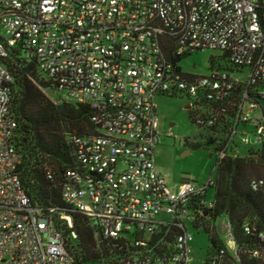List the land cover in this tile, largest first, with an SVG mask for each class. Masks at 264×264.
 Here are the masks:
<instances>
[{"label": "built area", "instance_id": "built-area-1", "mask_svg": "<svg viewBox=\"0 0 264 264\" xmlns=\"http://www.w3.org/2000/svg\"><path fill=\"white\" fill-rule=\"evenodd\" d=\"M205 49L220 52L234 69L214 66L198 75L181 68L183 57ZM16 52L49 82L48 97L61 94L49 97L53 102L90 110L93 132L68 136L75 166L62 185L66 204L106 240L160 236L175 227V255L126 264H187L193 237L184 219L195 222L203 211L188 206L213 182L168 188L153 158L162 140L154 99L186 96L218 159L239 156L242 147L264 148V0H0V264H74L58 224L32 204L18 174L14 79L3 63ZM59 218L72 228L69 215ZM228 238L210 264L235 256L230 227Z\"/></svg>", "mask_w": 264, "mask_h": 264}, {"label": "trees", "instance_id": "trees-1", "mask_svg": "<svg viewBox=\"0 0 264 264\" xmlns=\"http://www.w3.org/2000/svg\"><path fill=\"white\" fill-rule=\"evenodd\" d=\"M171 50V47L167 48V52ZM221 59L225 62L224 69H234L228 66L225 56ZM3 63L14 79L10 110L18 122L16 146L22 154L18 167L22 187L32 204L43 208L44 213L51 215L58 224L74 264H126L128 261L153 260L157 256L168 259L175 255V237L180 232L175 227L166 229L160 236L145 237L134 233L126 238L106 240L84 215L74 212L66 204L61 194L62 185L67 170L75 166L74 146L68 136L93 132L90 110L83 104L55 103L48 98L43 88L49 87V82L35 63L24 61L21 53L10 54ZM210 63L211 67L222 68L213 57ZM215 108H228L226 113L230 115L234 109L228 104L226 107L217 104ZM195 115L191 109L193 123ZM204 142L212 145L215 140L207 137ZM215 171L216 179L210 186L214 188L212 207H202L205 195L194 197L188 206L196 213L203 210L194 225L201 226L208 237L205 264H210L211 259L225 249L215 231V221L220 216L227 218L236 245L235 256L226 254L224 264H264V238L259 237L264 234V148L217 159ZM259 181L262 184L254 189L253 185ZM61 213L71 217V229L65 220H60ZM245 225L251 228L249 234L244 230ZM71 232L76 238L70 236ZM136 241H143L145 246L135 245ZM256 251L259 255L253 257L252 253Z\"/></svg>", "mask_w": 264, "mask_h": 264}, {"label": "rangeland", "instance_id": "rangeland-1", "mask_svg": "<svg viewBox=\"0 0 264 264\" xmlns=\"http://www.w3.org/2000/svg\"><path fill=\"white\" fill-rule=\"evenodd\" d=\"M221 56L220 52L208 49L195 51L183 57L180 60V66L184 71L208 75L211 72V57L222 67L225 66ZM233 76L244 77L245 72L244 74L236 72ZM48 94L52 99L61 97L60 93L53 90L49 91ZM46 96L48 97V95ZM154 102L160 120L162 140L160 145L155 148L153 158L155 167L164 177L168 188L171 191H176L187 183L203 187L209 180L215 181V163L219 155L213 145L205 144L204 131L191 120V109H186L187 106L191 105V101L183 95H158ZM246 150L248 147H242L240 153ZM186 151L189 154L183 155ZM205 197L206 202L213 201V187L207 189ZM160 219L169 220L170 216L161 214ZM184 225L187 232L193 237L190 243L191 254L187 264H205L209 248L207 234L201 226L196 227L192 221L184 219ZM228 229L227 218L225 216L218 217L215 221V231L225 246L228 245L227 242L229 241Z\"/></svg>", "mask_w": 264, "mask_h": 264}, {"label": "water", "instance_id": "water-1", "mask_svg": "<svg viewBox=\"0 0 264 264\" xmlns=\"http://www.w3.org/2000/svg\"><path fill=\"white\" fill-rule=\"evenodd\" d=\"M190 108H191V106H187V107H186V109H190ZM187 154H189L188 151H186V152L183 153V155H187Z\"/></svg>", "mask_w": 264, "mask_h": 264}]
</instances>
